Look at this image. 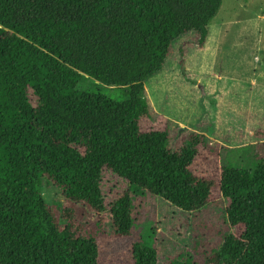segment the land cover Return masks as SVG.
Masks as SVG:
<instances>
[{"label":"trees","instance_id":"1","mask_svg":"<svg viewBox=\"0 0 264 264\" xmlns=\"http://www.w3.org/2000/svg\"><path fill=\"white\" fill-rule=\"evenodd\" d=\"M220 5L0 0V264H98L99 234L75 221V208L128 238L133 188L190 213L222 199L228 231L203 264H264V155L252 169L212 168L195 133L171 150L169 120L145 98L171 44L194 32L202 45ZM84 76L127 98L81 89ZM103 171L127 184L108 207ZM43 186L59 190L60 207L44 201ZM131 260L157 264V250L134 242Z\"/></svg>","mask_w":264,"mask_h":264},{"label":"rangeland","instance_id":"2","mask_svg":"<svg viewBox=\"0 0 264 264\" xmlns=\"http://www.w3.org/2000/svg\"><path fill=\"white\" fill-rule=\"evenodd\" d=\"M207 32L204 48L198 45L197 35L190 44L178 43L177 39L171 44L165 67L144 83L145 98L155 113L169 120V149L179 148V138L187 136L177 124L180 121L207 138L208 146L202 153L210 159L212 168L223 165L252 169L264 155V137L256 135L254 130H243L239 117H235L233 131L228 124L232 110L241 114L250 81L252 86L264 87V0H221ZM188 34L187 37L195 35L194 32ZM198 79L199 87L193 88ZM97 84L84 76L79 87L100 91L116 102L127 98L125 89ZM254 94H259L258 90ZM193 98L198 99L197 114L203 111V116L192 115L195 112ZM126 188L125 181L103 171L101 192L106 207ZM131 191L134 222L128 238H111L108 221L97 222L101 215L75 208V221L84 224L87 231L99 234L98 264H132L134 242L154 247L157 264L176 261L174 264H182L184 258L189 260L183 264H203L204 254L213 251L228 231L224 214L226 203L220 198L199 212L190 213L138 189ZM42 194L51 207L61 206L59 190L43 186Z\"/></svg>","mask_w":264,"mask_h":264},{"label":"crops","instance_id":"3","mask_svg":"<svg viewBox=\"0 0 264 264\" xmlns=\"http://www.w3.org/2000/svg\"><path fill=\"white\" fill-rule=\"evenodd\" d=\"M187 35H189V34L186 33V34L180 36L176 41H178V43L183 42V43L190 44L191 42L196 40V35H197L196 33H195V35L193 37H187ZM197 37H198V35H197ZM207 39H208V32H207V36L205 38V41L203 42L202 45H200V47L203 46L202 48H204ZM163 67H165V66H163ZM216 77L220 78L219 75H217ZM199 81H200V79H198L197 82L193 85V88L199 87V85H198ZM256 90H258L259 94H254V92ZM244 95H245V98H246V103L243 104V108L241 110V114L237 113V112L235 113V111L232 110V116H234V117L231 116V119L229 121V124H228L229 125V130L230 131L234 130V125L236 123L235 117H239L240 118V122L239 123H241L243 130H246V131L254 130L255 132L256 131H264V87L263 86L258 87L257 84H256V86H252V83L250 81V87H249L248 94H244ZM191 101L194 103V111H195L192 115H194V116H203L204 115L203 111L199 112L197 114V111H199L196 108V106L198 104V99L197 98H193V99H191ZM149 105H150L151 110H152V106H151L150 103H149ZM207 106L209 107V104H207ZM152 112L154 114H156V115H159L158 113H155L153 110H152ZM207 116L208 117L210 116L209 111L207 112ZM177 124H179L181 127H183L182 130H185L187 132V134L195 133V134L204 135L201 131L193 130L191 127H189V125H187L185 123H182V122L178 121Z\"/></svg>","mask_w":264,"mask_h":264}]
</instances>
